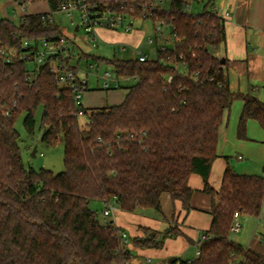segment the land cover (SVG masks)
<instances>
[{"label": "trees", "instance_id": "obj_1", "mask_svg": "<svg viewBox=\"0 0 264 264\" xmlns=\"http://www.w3.org/2000/svg\"><path fill=\"white\" fill-rule=\"evenodd\" d=\"M3 1V0H0ZM44 1L56 11L68 0ZM117 1V3H116ZM128 0H91L99 7L120 9ZM130 1V0H129ZM185 0H173L159 18L173 25L180 37L172 52L156 59L105 60L119 77L137 76L123 104L88 109L77 105L70 88L62 87L48 66L34 71L24 60L5 63L0 55V264H124L133 254L122 243L114 222L103 224L92 201L113 202L126 213L156 210L162 214L164 194L183 209L192 210L193 174L203 180V193L212 199L208 239L199 244L194 260L169 264H264L256 253L230 237L235 213L259 217L264 207V177L237 174L227 167L222 186L209 183L218 159L219 134L236 100L243 102L238 137L246 140L247 125L257 121L264 130V103L254 93L231 90L228 61L217 56L226 42L224 20L208 10L186 12ZM22 2V3H23ZM215 0H210V3ZM46 14L24 15L19 21L0 19V48L19 51L26 41L56 40L57 23L44 22ZM182 57V59H180ZM187 65L183 75L163 61ZM42 108V141L50 147L65 145L64 171L58 174L28 168L22 158L17 121L35 133L36 112ZM89 116L83 126L79 112ZM161 240L135 238L134 247L162 249Z\"/></svg>", "mask_w": 264, "mask_h": 264}, {"label": "crops", "instance_id": "obj_2", "mask_svg": "<svg viewBox=\"0 0 264 264\" xmlns=\"http://www.w3.org/2000/svg\"><path fill=\"white\" fill-rule=\"evenodd\" d=\"M215 6L231 15L225 23L226 42L219 48L217 53L218 57L228 61L230 83L231 76H235L237 79L236 91L232 88V83L231 90L235 93L241 92L244 94L252 92L264 103V0H215ZM49 9L51 10L50 7ZM34 14L45 13L34 12ZM24 15V13L21 14V16ZM104 31L102 30L106 37L102 33H98V36H100L99 42L114 46L116 53L119 51L118 47L130 45V43L119 45L118 38L115 35L116 32ZM143 35L141 45L147 46L145 39L149 36ZM142 46L141 51L149 54V51L142 49ZM79 49L84 52L85 56L95 57L91 51ZM97 57L100 56L97 55ZM125 85L127 83H124L123 88H121L123 93H118L117 95L106 94L105 98H100L101 105L98 108L88 107L85 103L83 107L99 109L100 107H114L123 104L128 93L125 89L128 86ZM243 108V102L236 100L229 114L225 116L224 124L220 130V141L217 151L219 157L213 163L209 177V183L216 191H219L222 186L221 183L227 167L232 168L237 174L264 177V174L258 173L257 167L258 165L264 167V147L257 144L258 141L256 139L257 137L264 140V130L260 128L261 126L257 127V121L252 120L247 125V139L242 140L238 137L239 118ZM234 158L236 161L233 160ZM189 185L194 190L191 211L187 213L183 209L181 201L174 202L169 195L164 194L161 198V216L159 214L154 215L157 219L154 223H143L145 226H139L138 231L135 232V238H145L149 232L152 237H156L158 234L157 239L161 240L166 230L171 228L176 231L177 235L170 234L165 238L162 249H146L151 254L146 256V259L149 258L151 260V264H153L152 256L159 259V264H166L174 259H196L199 238L201 234L209 231L211 227L213 218L210 213L212 199L203 193L205 184H203L200 175L193 174L189 180ZM261 213L259 218L264 215V207ZM112 221H114L118 229L125 232L122 225L120 226L117 223L115 214ZM132 240L130 238L127 248L132 254L137 250V254L143 256L145 252L143 253L142 251H145V249L141 251V248L134 247ZM263 242L264 237L257 236L255 241H250L248 245H241L264 255ZM131 263L136 264L132 261Z\"/></svg>", "mask_w": 264, "mask_h": 264}, {"label": "built area", "instance_id": "obj_3", "mask_svg": "<svg viewBox=\"0 0 264 264\" xmlns=\"http://www.w3.org/2000/svg\"><path fill=\"white\" fill-rule=\"evenodd\" d=\"M173 0H128L121 2L120 9L114 7H99L96 4H92L91 0H68L61 4L56 11L50 10L49 14H46L44 22L57 23L54 20V14L62 13L71 16L73 13L79 15V21L81 22L79 30L83 28L88 36L89 42L93 48H97L99 38L98 29L107 31L118 32L122 30L125 34L131 33L136 29V20L142 21L149 20L153 24V37H147L145 44L152 46L156 49V53H168L172 52L175 48V44L180 42V37L174 32L173 25H171L166 19L159 18L155 15L157 10H169ZM185 10L191 13L195 4L200 3L201 0H185ZM29 2H23L21 4L22 13L28 11L27 4ZM117 3V1H116ZM209 5V6H208ZM208 6V10L216 16L222 17L224 20L230 18L228 12H224L215 6V2L207 3L204 8ZM192 14V13H191ZM21 17V16H20ZM128 46H122L117 52H127ZM135 52L136 58L140 63L149 61V54L144 51L130 48ZM0 55L3 57L5 63H12L15 58L27 61L33 66L34 71L27 74L28 77H34L37 74L38 68L42 66H48L50 74L54 76L57 83L62 87L70 88L72 90V96L77 103L83 107V92L89 90L90 82L89 76H92L97 83L96 87L101 86L105 90H114L123 88L124 83L134 81L136 83L137 76L119 77L117 71L113 68V71L106 70L103 74L97 73L101 67L98 62H92L91 59L85 56L84 52H81L76 42H72L69 38L64 37L63 34L58 39L53 40H40L38 42H32L29 40L24 41L19 51L14 49L3 47L0 48ZM182 59V57H180ZM82 61L85 62V70H81L80 65ZM175 68L183 75L188 74L187 65L185 63L173 61L168 59L163 61ZM84 75L81 78V75ZM85 113L79 112V116H84ZM42 155V154H41ZM117 211L116 205L108 201L103 209V224L110 223L111 217H114ZM240 214L235 213L234 222L231 226V231L238 233L241 231ZM114 222V221H113ZM122 243L127 246L130 243V238L127 233L120 231ZM208 239V235L203 233L199 238L198 245ZM264 243V242H263ZM200 255V249L198 248L196 258ZM132 264V263H124ZM145 264H151V260L147 258ZM169 264V263H166Z\"/></svg>", "mask_w": 264, "mask_h": 264}, {"label": "rangeland", "instance_id": "obj_4", "mask_svg": "<svg viewBox=\"0 0 264 264\" xmlns=\"http://www.w3.org/2000/svg\"><path fill=\"white\" fill-rule=\"evenodd\" d=\"M23 0H3L0 1V19L9 18L15 22L19 21V17L22 14V4ZM207 3V0H201L200 3H197L193 6L191 13L194 15L200 14L203 9L204 5ZM28 11L24 13L25 15H31L35 13H45L49 14L50 9L47 6V3L44 1L27 4ZM54 20L57 22L62 34L64 37L69 38L73 43L76 42V45L84 49L85 51H91L95 57L99 55L101 58L105 60H113L121 59V60H135L136 55L134 50L130 48H135L141 50V42L143 41L142 36L146 34L149 37H153V24L151 21L146 20L142 21L140 19L136 20V29L131 33L125 34L122 30H119L115 33L118 38V44H128L130 43L129 48H127V52H117L114 46L105 45L103 42H98V47L93 48L92 44L89 42L88 36L83 28L76 32L77 26L80 25L79 15L77 13L71 14L68 16L67 14L56 13L54 14ZM103 29H98V33H102ZM104 31V30H103ZM106 32V31H104ZM106 37V35H104ZM118 49H120L118 47ZM142 49L149 51V59L154 60L156 59V49L152 46H142ZM91 61L94 62V59L91 58ZM101 67L98 69L97 73L100 75L103 74L106 70L113 71V68L109 65L102 64ZM81 70H85V62L82 61L80 65ZM33 66H31V69ZM81 75V74H80ZM84 75H81L83 78ZM90 87L89 90L83 92V104L85 103L88 107H95L98 108L101 105L100 98H105L106 94L117 95L118 93L121 94L123 91L121 89H114V90H105L101 86L97 88L95 79L92 76H89ZM135 82L131 81L127 83L125 86H131ZM231 83L232 88L236 91V84L237 79L235 76H231ZM42 108H38L36 112V127L35 133L33 135H29L27 130H25L23 126L24 118L23 115L16 123V130H18L20 134V141L19 145L21 146L22 150V158L24 163L28 168H32L35 171H40L42 168L53 172L54 174H58L64 171V152H65V145L60 143L55 147H50L46 145L42 141L43 129H41V120H42ZM89 120V116L84 115L80 118L81 125H85ZM257 127L259 128V123L256 122ZM231 128V127H229ZM261 128V127H260ZM257 144L264 147V140L257 138ZM37 149L36 157H32L33 151ZM42 154V155H41ZM236 161V159H233ZM258 167V173L264 174V167ZM91 208L97 212V218L103 223L104 219L102 216L103 209L105 208L104 203H100L98 201H92ZM154 215H158V212L153 209H149L147 211H137L134 214L123 212L117 206V212L115 213V218L117 223L125 230V233L129 235L131 240L135 238V232L138 231L139 226H145L143 223H154L157 219ZM159 216H161L159 214ZM113 218L111 217V220ZM241 224V231L238 233L232 232L230 233V237L233 241L248 245L250 241H255V237L260 236L264 237V215L259 217H253L250 215H242L240 219ZM144 232V230H142ZM146 235V234H145ZM149 237V236H147ZM129 246V245H128ZM141 251L144 249H140ZM144 254L143 256L138 255L137 250L133 253L132 262L143 263L145 264L146 256L151 255L145 249L142 251ZM153 264H159V259L156 257H151Z\"/></svg>", "mask_w": 264, "mask_h": 264}, {"label": "water", "instance_id": "obj_5", "mask_svg": "<svg viewBox=\"0 0 264 264\" xmlns=\"http://www.w3.org/2000/svg\"><path fill=\"white\" fill-rule=\"evenodd\" d=\"M78 31H79V27L76 28V32H78ZM221 61H222V64H223V65L226 63V61H225L224 58H222ZM36 154H37V149H35V150L33 151V153H32V157H36Z\"/></svg>", "mask_w": 264, "mask_h": 264}]
</instances>
